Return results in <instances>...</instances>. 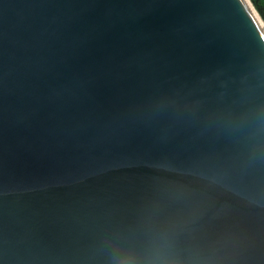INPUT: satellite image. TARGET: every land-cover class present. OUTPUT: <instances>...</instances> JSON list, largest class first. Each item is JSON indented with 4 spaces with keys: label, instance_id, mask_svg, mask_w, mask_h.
Masks as SVG:
<instances>
[{
    "label": "water",
    "instance_id": "obj_1",
    "mask_svg": "<svg viewBox=\"0 0 264 264\" xmlns=\"http://www.w3.org/2000/svg\"><path fill=\"white\" fill-rule=\"evenodd\" d=\"M261 227L252 0H0L2 264H261Z\"/></svg>",
    "mask_w": 264,
    "mask_h": 264
},
{
    "label": "snow or ice",
    "instance_id": "obj_2",
    "mask_svg": "<svg viewBox=\"0 0 264 264\" xmlns=\"http://www.w3.org/2000/svg\"><path fill=\"white\" fill-rule=\"evenodd\" d=\"M176 241L178 244H182L179 236L176 237ZM238 242L244 251L259 250L261 253H264V227H261L259 232H250L244 235ZM261 264H264V260H261Z\"/></svg>",
    "mask_w": 264,
    "mask_h": 264
},
{
    "label": "clouds",
    "instance_id": "obj_3",
    "mask_svg": "<svg viewBox=\"0 0 264 264\" xmlns=\"http://www.w3.org/2000/svg\"><path fill=\"white\" fill-rule=\"evenodd\" d=\"M138 257L135 250L127 247L123 250L115 264H133V258Z\"/></svg>",
    "mask_w": 264,
    "mask_h": 264
},
{
    "label": "trees",
    "instance_id": "obj_4",
    "mask_svg": "<svg viewBox=\"0 0 264 264\" xmlns=\"http://www.w3.org/2000/svg\"><path fill=\"white\" fill-rule=\"evenodd\" d=\"M252 2L264 19V0H252Z\"/></svg>",
    "mask_w": 264,
    "mask_h": 264
}]
</instances>
